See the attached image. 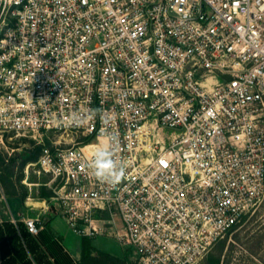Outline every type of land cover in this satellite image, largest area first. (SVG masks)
Listing matches in <instances>:
<instances>
[{"label":"built area","instance_id":"1","mask_svg":"<svg viewBox=\"0 0 264 264\" xmlns=\"http://www.w3.org/2000/svg\"><path fill=\"white\" fill-rule=\"evenodd\" d=\"M113 135L116 186L88 168ZM7 136L42 145L28 168L79 236L196 264L264 198V0H0Z\"/></svg>","mask_w":264,"mask_h":264},{"label":"rangeland","instance_id":"2","mask_svg":"<svg viewBox=\"0 0 264 264\" xmlns=\"http://www.w3.org/2000/svg\"><path fill=\"white\" fill-rule=\"evenodd\" d=\"M55 139H67L68 143L63 141V147L73 145L68 136ZM5 143L7 148L0 145V227L8 231L7 226H15L19 232L18 224L24 223L18 219L32 218L41 210L27 205L30 199L43 202L50 207L51 216H58L51 199L53 189L47 186L49 177L38 176L33 167L28 168L39 159L42 145L30 136L12 140L7 136ZM46 143L50 145L49 141ZM13 219L16 223H13ZM42 224L45 226L44 220ZM57 231L71 252L74 253L80 247L84 237L79 236L61 217L57 219ZM43 232H46L45 229ZM33 238L38 239L39 236ZM88 238L92 240L93 249L99 255L121 260L114 264H129V254L116 239L105 235ZM196 264H264V198Z\"/></svg>","mask_w":264,"mask_h":264},{"label":"trees","instance_id":"3","mask_svg":"<svg viewBox=\"0 0 264 264\" xmlns=\"http://www.w3.org/2000/svg\"><path fill=\"white\" fill-rule=\"evenodd\" d=\"M8 231L0 227V255L2 264H45L46 253L42 251L39 242L33 238L26 227L18 224L19 232L15 226H7ZM92 240L82 238V259L80 264H107L110 260L117 263L116 258L108 255L92 257Z\"/></svg>","mask_w":264,"mask_h":264},{"label":"crops","instance_id":"4","mask_svg":"<svg viewBox=\"0 0 264 264\" xmlns=\"http://www.w3.org/2000/svg\"><path fill=\"white\" fill-rule=\"evenodd\" d=\"M43 205L44 206L41 207L40 212L34 215V217L40 216L42 221L43 220L45 221L44 227L46 232H42L38 239L35 238L39 242L42 251L46 253V258H44V263L45 264H80L82 259V243L80 247L75 250L74 253L71 252L69 249H67L65 247L61 235L57 231V219L61 216L59 215L51 216L50 210H48L47 208L48 206L44 203ZM18 220L23 222L22 219H18ZM23 226L25 227V224H23ZM99 256L100 255L97 251L96 252L95 250L92 251V257L99 258ZM115 260L117 263H120L121 261L117 259ZM106 262L107 264L112 263L110 260H106Z\"/></svg>","mask_w":264,"mask_h":264},{"label":"clouds","instance_id":"5","mask_svg":"<svg viewBox=\"0 0 264 264\" xmlns=\"http://www.w3.org/2000/svg\"><path fill=\"white\" fill-rule=\"evenodd\" d=\"M84 122L85 118L77 114H73L70 119V123L76 125H82ZM119 143L118 136H111L109 145L98 147L88 164L95 178L111 186L118 185L126 175V166L117 155Z\"/></svg>","mask_w":264,"mask_h":264},{"label":"bare ground","instance_id":"6","mask_svg":"<svg viewBox=\"0 0 264 264\" xmlns=\"http://www.w3.org/2000/svg\"><path fill=\"white\" fill-rule=\"evenodd\" d=\"M105 143H106L105 140L102 139L101 140V144H92V145L88 146L87 150L89 152H93L94 153L98 147L104 146ZM28 205L29 206H35L37 208H41V207L44 206L42 202H34V201H31V199L28 201Z\"/></svg>","mask_w":264,"mask_h":264}]
</instances>
